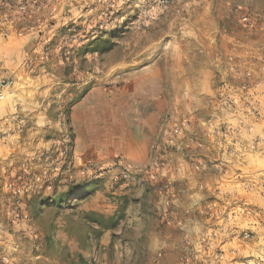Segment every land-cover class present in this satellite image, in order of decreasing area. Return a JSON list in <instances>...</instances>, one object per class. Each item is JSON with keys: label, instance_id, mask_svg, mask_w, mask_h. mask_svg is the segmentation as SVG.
<instances>
[{"label": "rangeland", "instance_id": "1", "mask_svg": "<svg viewBox=\"0 0 264 264\" xmlns=\"http://www.w3.org/2000/svg\"><path fill=\"white\" fill-rule=\"evenodd\" d=\"M89 92L150 159L75 157ZM0 256L264 264V0H0Z\"/></svg>", "mask_w": 264, "mask_h": 264}, {"label": "crops", "instance_id": "2", "mask_svg": "<svg viewBox=\"0 0 264 264\" xmlns=\"http://www.w3.org/2000/svg\"><path fill=\"white\" fill-rule=\"evenodd\" d=\"M127 103L125 97L102 95L99 92H89L74 102L71 118L76 140L74 154L78 160L83 163H98L115 161L119 157H125L129 161L150 159V142L153 136L150 121L153 114L149 113L144 118L142 109L135 113L134 106ZM34 111L35 121L43 117L40 108ZM111 111L116 115L110 124L109 118H106L109 116L103 119L102 114L106 112L108 115ZM106 123L105 130H102ZM133 124L138 126V139L129 130ZM3 259L0 256V264ZM5 264H11L9 258Z\"/></svg>", "mask_w": 264, "mask_h": 264}, {"label": "built area", "instance_id": "3", "mask_svg": "<svg viewBox=\"0 0 264 264\" xmlns=\"http://www.w3.org/2000/svg\"><path fill=\"white\" fill-rule=\"evenodd\" d=\"M122 171H123L124 175L126 176V175L128 174L127 172H128L129 170H128V168L123 167V168H122Z\"/></svg>", "mask_w": 264, "mask_h": 264}, {"label": "trees", "instance_id": "4", "mask_svg": "<svg viewBox=\"0 0 264 264\" xmlns=\"http://www.w3.org/2000/svg\"><path fill=\"white\" fill-rule=\"evenodd\" d=\"M97 40H95V42H96Z\"/></svg>", "mask_w": 264, "mask_h": 264}]
</instances>
